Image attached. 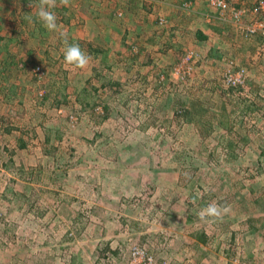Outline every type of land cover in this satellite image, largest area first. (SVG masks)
<instances>
[{
	"label": "rangeland",
	"instance_id": "374dc122",
	"mask_svg": "<svg viewBox=\"0 0 264 264\" xmlns=\"http://www.w3.org/2000/svg\"><path fill=\"white\" fill-rule=\"evenodd\" d=\"M259 1L0 0V264H264Z\"/></svg>",
	"mask_w": 264,
	"mask_h": 264
},
{
	"label": "clouds",
	"instance_id": "9594fccd",
	"mask_svg": "<svg viewBox=\"0 0 264 264\" xmlns=\"http://www.w3.org/2000/svg\"><path fill=\"white\" fill-rule=\"evenodd\" d=\"M59 4L68 7L70 6V0H59ZM29 7L32 8L33 5L29 4ZM35 7L36 19L42 27L49 32L57 31L59 27L57 23L58 18L54 11L57 7V0H38ZM27 18L31 23L32 17L28 16ZM63 44V62L65 65L75 69H85L89 65L91 57L80 48L79 44H69L66 36L63 40ZM192 203L195 204V200H193ZM225 211L226 209L213 202L201 209L199 218L201 220H207V222H214L216 219L220 218Z\"/></svg>",
	"mask_w": 264,
	"mask_h": 264
},
{
	"label": "crops",
	"instance_id": "0c3cea01",
	"mask_svg": "<svg viewBox=\"0 0 264 264\" xmlns=\"http://www.w3.org/2000/svg\"><path fill=\"white\" fill-rule=\"evenodd\" d=\"M245 3L241 4V7L243 8V5H245L246 7H249V8H252L253 5L256 3L255 1L256 0H243ZM255 2V3H254ZM35 15V14H33ZM31 16L32 19L34 18V16ZM27 228H18V231L15 230V228H5V230L3 231V234L1 236H3L4 240H3V244H7V245H12L14 246L15 244L16 245H21L23 244L25 241H26V237L27 236H31V235H27L25 230ZM22 231V232H21ZM8 241V242H7ZM16 251H18V255L15 253V251H13L14 253V256L15 257H19V255L23 258L24 257V250L19 248L17 249ZM36 254H34V252ZM44 253H49V250L48 249H45V248H31L30 251H29V254H34V255H37V256H40V255H43L44 256ZM46 258H49V257H46ZM51 258V257H50ZM34 264H45V261L44 259L41 261H34V260H31ZM52 260L50 259L49 260V263H51ZM55 264V263H53Z\"/></svg>",
	"mask_w": 264,
	"mask_h": 264
},
{
	"label": "built area",
	"instance_id": "2783aa9c",
	"mask_svg": "<svg viewBox=\"0 0 264 264\" xmlns=\"http://www.w3.org/2000/svg\"><path fill=\"white\" fill-rule=\"evenodd\" d=\"M257 6H258V8H261V9H262V7L264 8V0H260ZM257 28L258 29H264V23L259 22L257 24ZM255 29L256 28L248 30L250 32L249 34L254 32ZM230 77H231V79H230L231 84L235 83V81H236L235 77L234 76H230ZM131 255L133 258H140L141 259L140 261L143 264H155V259L150 254H147L142 248H139L137 246L133 247V249L131 251Z\"/></svg>",
	"mask_w": 264,
	"mask_h": 264
}]
</instances>
